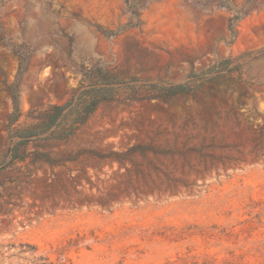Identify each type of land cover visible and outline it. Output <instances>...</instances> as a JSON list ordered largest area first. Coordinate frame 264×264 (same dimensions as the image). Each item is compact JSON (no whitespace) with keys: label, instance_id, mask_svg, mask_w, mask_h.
<instances>
[{"label":"rangeland","instance_id":"rangeland-1","mask_svg":"<svg viewBox=\"0 0 264 264\" xmlns=\"http://www.w3.org/2000/svg\"><path fill=\"white\" fill-rule=\"evenodd\" d=\"M0 264H264V0H0Z\"/></svg>","mask_w":264,"mask_h":264},{"label":"trees","instance_id":"trees-1","mask_svg":"<svg viewBox=\"0 0 264 264\" xmlns=\"http://www.w3.org/2000/svg\"><path fill=\"white\" fill-rule=\"evenodd\" d=\"M101 78L107 77L105 75ZM101 78L90 86L83 85L66 103L51 106L38 117L39 121L36 124L25 132L17 133L15 137L20 138L19 142H22L34 136L45 135L55 139H67L74 135L89 121L102 102L116 96L115 82ZM151 86L156 87L157 84ZM166 89L168 96L188 93L187 85L184 83L174 84ZM13 99L14 111L9 118L10 126L21 116L18 97L15 93H13Z\"/></svg>","mask_w":264,"mask_h":264}]
</instances>
